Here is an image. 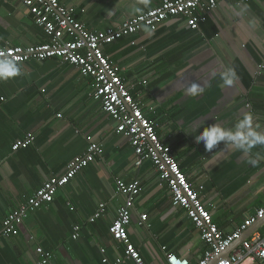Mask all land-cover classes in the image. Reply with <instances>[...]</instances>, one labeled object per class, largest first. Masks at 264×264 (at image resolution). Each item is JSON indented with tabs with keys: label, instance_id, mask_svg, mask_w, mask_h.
Here are the masks:
<instances>
[{
	"label": "crops",
	"instance_id": "1",
	"mask_svg": "<svg viewBox=\"0 0 264 264\" xmlns=\"http://www.w3.org/2000/svg\"><path fill=\"white\" fill-rule=\"evenodd\" d=\"M59 1L88 31L98 32L162 0L147 5L143 0ZM214 1L215 9L196 30L182 19H169L155 32L142 30L103 50L144 115L157 124L160 141L172 147L188 182L203 188L202 201L213 222L228 234L264 210V146L251 150L258 160L253 165L223 143L205 151L193 136L212 124L233 128L246 113L264 132V0ZM48 39L18 0H0V49ZM18 67L19 75L0 79V224L43 183L62 174L88 142L99 146L101 156L60 189L52 203L32 212L16 236L1 241L0 264H35L37 248L52 254L56 264H135L109 233L123 204L118 180L141 184L127 232L143 263L166 264V255L172 254L196 264L205 244L184 212L172 205L153 165L145 160L135 168L127 137L115 133L114 122L91 98V80L56 60ZM227 68L237 74L231 86L221 79ZM193 83L203 92L188 95ZM28 134L32 144L12 152L11 146ZM100 204L104 213L91 223ZM142 214L147 217L140 226ZM74 227L79 228L76 240ZM255 233L263 236L264 224Z\"/></svg>",
	"mask_w": 264,
	"mask_h": 264
},
{
	"label": "built area",
	"instance_id": "2",
	"mask_svg": "<svg viewBox=\"0 0 264 264\" xmlns=\"http://www.w3.org/2000/svg\"><path fill=\"white\" fill-rule=\"evenodd\" d=\"M27 10L33 22L49 37L44 43L22 47L11 46L0 49V60H14L17 65L30 61L44 62L56 60L62 65L76 68L80 75L91 80V98L101 104V109L115 124V133L127 137L133 150L134 166L138 168L148 160L157 172L158 180L169 191L173 206L182 210L193 228L205 244V253L196 264H209L239 240L251 226L264 217V210H258L239 228L224 234L213 222L210 212L201 197L202 187L194 188L179 167L172 149L160 141L156 134L157 124L148 119L138 102L129 93L121 77L119 68L104 53V46L122 38L131 37L142 30L155 32L169 19H182L185 24L196 30L203 24L207 15L215 9L214 0H162L161 3L140 15L132 16L116 28L90 32L79 23L73 13L59 0H18ZM134 43H132L133 45ZM31 134L11 146V151L25 149L33 142ZM101 156L97 144L88 142L86 151L71 160L62 174L50 178L35 194L9 213L0 224V243L3 239L16 236L19 228L29 215L44 205L53 202L60 189L68 185L81 170L86 168L95 157ZM118 194L123 204L109 227L114 241L124 246V257L135 264H144L138 250L130 242L128 226L134 211V199L141 192L138 180L125 183L116 181ZM69 209H73L68 204ZM100 204L90 222L98 220L104 213ZM146 214L140 216L139 225H144ZM79 237V228H73L72 239ZM40 260L35 264H56L53 255L36 249ZM264 264V235L254 233L232 249L227 259L215 264H242L243 261ZM106 259L103 260V263ZM121 260H117L119 264ZM166 264H190L187 259L166 255Z\"/></svg>",
	"mask_w": 264,
	"mask_h": 264
},
{
	"label": "clouds",
	"instance_id": "3",
	"mask_svg": "<svg viewBox=\"0 0 264 264\" xmlns=\"http://www.w3.org/2000/svg\"><path fill=\"white\" fill-rule=\"evenodd\" d=\"M147 5L149 0H143ZM139 11V9H136ZM20 74V68L14 60H0V79ZM237 74L233 68H227L221 73V79L226 86L233 85ZM204 88L196 83L191 84L187 91L188 95L195 96L203 92ZM197 143H202L205 151H211L219 144L240 151L249 163L255 165L258 160L251 157V150L257 145L264 146V132L257 130L253 126V116L251 113L244 114L237 120L233 128H225L220 124H212L197 130L193 136Z\"/></svg>",
	"mask_w": 264,
	"mask_h": 264
},
{
	"label": "water",
	"instance_id": "4",
	"mask_svg": "<svg viewBox=\"0 0 264 264\" xmlns=\"http://www.w3.org/2000/svg\"><path fill=\"white\" fill-rule=\"evenodd\" d=\"M264 219V218H263ZM264 224L263 221H259L255 223L251 228H249L240 238L237 242H235L232 247L228 250H226L224 253H222L218 258L213 259L209 264H215L217 261L220 259H227L228 255L232 251V249L236 248L244 239L248 238L251 234L255 233L258 231V229Z\"/></svg>",
	"mask_w": 264,
	"mask_h": 264
},
{
	"label": "trees",
	"instance_id": "5",
	"mask_svg": "<svg viewBox=\"0 0 264 264\" xmlns=\"http://www.w3.org/2000/svg\"><path fill=\"white\" fill-rule=\"evenodd\" d=\"M171 149H172V147H171Z\"/></svg>",
	"mask_w": 264,
	"mask_h": 264
}]
</instances>
